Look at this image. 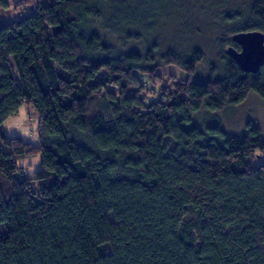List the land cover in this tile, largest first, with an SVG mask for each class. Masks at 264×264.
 <instances>
[{
	"label": "trees",
	"instance_id": "1",
	"mask_svg": "<svg viewBox=\"0 0 264 264\" xmlns=\"http://www.w3.org/2000/svg\"><path fill=\"white\" fill-rule=\"evenodd\" d=\"M147 2L37 0L0 22V264H264V133L192 120L264 96V66L241 71L225 37L206 79L199 50L165 51L188 76L161 89L157 43L128 46ZM247 4L226 34H264V0ZM23 105L37 145L5 133Z\"/></svg>",
	"mask_w": 264,
	"mask_h": 264
},
{
	"label": "rangeland",
	"instance_id": "2",
	"mask_svg": "<svg viewBox=\"0 0 264 264\" xmlns=\"http://www.w3.org/2000/svg\"><path fill=\"white\" fill-rule=\"evenodd\" d=\"M8 8L0 12V21L19 20L35 10L37 0H7ZM44 2L46 0H43ZM137 5L138 0H131ZM248 0H148L144 7H137L145 22L139 28L140 40L128 42L130 49L144 54L151 42L157 43L154 65L155 85L162 83L167 88L175 79H186L187 70L177 63H166L162 57L167 50L186 54L192 48L202 53L197 63L196 77L206 79L211 65L218 64L220 40L230 38L228 30L242 27L243 23H228V18L244 17L248 11ZM131 28L133 31L135 28ZM228 47L224 43L223 49ZM180 65H179V64ZM145 80V79H142ZM158 83V84H157ZM151 84V85H150ZM146 84L148 96L146 102L157 99L152 84ZM193 123L198 127L216 123L231 134L239 135L248 124L258 127L264 133V96L250 92L246 98L235 105H225L218 111L201 110L192 115ZM5 133L10 137H21L27 142L38 144L37 117L30 105H23L13 118L4 124ZM1 147V144H0ZM32 164V165H31ZM38 159L20 163L22 170L32 172L38 168ZM32 166V168H31ZM31 169V170H30Z\"/></svg>",
	"mask_w": 264,
	"mask_h": 264
},
{
	"label": "water",
	"instance_id": "3",
	"mask_svg": "<svg viewBox=\"0 0 264 264\" xmlns=\"http://www.w3.org/2000/svg\"><path fill=\"white\" fill-rule=\"evenodd\" d=\"M231 40L239 48L228 46L225 53L241 71L257 73L264 66V34L259 31H242L232 34Z\"/></svg>",
	"mask_w": 264,
	"mask_h": 264
},
{
	"label": "crops",
	"instance_id": "4",
	"mask_svg": "<svg viewBox=\"0 0 264 264\" xmlns=\"http://www.w3.org/2000/svg\"><path fill=\"white\" fill-rule=\"evenodd\" d=\"M8 21V20H7ZM0 22H5L4 20L0 21Z\"/></svg>",
	"mask_w": 264,
	"mask_h": 264
}]
</instances>
